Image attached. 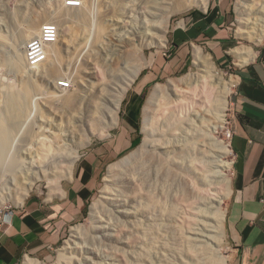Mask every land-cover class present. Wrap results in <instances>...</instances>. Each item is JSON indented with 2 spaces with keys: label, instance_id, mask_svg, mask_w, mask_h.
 <instances>
[{
  "label": "rangeland",
  "instance_id": "374dc122",
  "mask_svg": "<svg viewBox=\"0 0 264 264\" xmlns=\"http://www.w3.org/2000/svg\"><path fill=\"white\" fill-rule=\"evenodd\" d=\"M154 2L157 0H80L81 4L71 10L65 6L64 0H0V195L6 197L9 192L6 188L13 177L20 181L31 175L30 171L25 172L26 168L36 159L41 147L60 145L62 150L67 148L64 151L68 153L79 141H86L84 146L77 148V158L72 163L74 168L85 151L96 143L109 140L117 132L137 80L158 54L165 51L170 56L167 48L172 29L180 26L186 14L199 9L186 2L182 10L170 14L166 43L159 46L156 44L159 35L156 21L151 17ZM36 21L43 22V25L44 22H55L59 26V38L54 44L57 51L56 57L51 58L53 62L48 59L49 62L35 70L25 66L20 58ZM234 28L238 31L237 22ZM129 38L135 39L133 49L136 53L132 60L136 59L141 69L120 101L117 125L108 127L105 110L108 105L101 102L99 108L87 112L83 95L94 83L106 87L107 93H111L114 84L118 88L122 86L123 76L115 77L114 70L118 69L124 75L131 65L117 58V49H121ZM246 40L240 42L256 44ZM138 46H142L139 53ZM202 53L210 57L224 81L234 76L232 71L218 66L209 54ZM110 61L114 63V69H108ZM188 61L183 73L162 77L142 92L135 147L104 168L102 180L84 218L71 225L62 243L52 253L29 258L54 264L61 251L65 256L62 264H213L218 260L230 264L234 248L225 233L228 197L222 199V195L228 191L227 181L231 183L232 156L231 151L220 155L216 144L230 150L228 135L236 84L225 96L224 124L218 125V113H215L222 92L216 88L212 94L206 95V100L204 95L193 93L192 96L184 85L181 87L184 95H166L159 101L152 113L147 139L143 132V107L153 89L169 80L179 81L195 73L193 55ZM63 82L68 83L67 88H60L59 84ZM76 94L75 104L65 103L67 97H76ZM208 101L211 111L214 108L213 115L207 125L201 126L194 114L195 111L201 112ZM45 104L50 106L49 109H45ZM78 115L84 116L85 129L81 132L76 130L74 119L71 120L72 116L76 118ZM144 139L145 146L136 153ZM131 153L126 163L105 180L108 166ZM54 159H58V163L64 158L58 156ZM67 169L66 162H59L55 168L46 171L43 180L35 181L28 195L37 190L46 192L53 184L65 179ZM9 195L12 198L0 196L5 200L0 210L16 206L12 203L15 190L11 191L12 196ZM93 203L95 214L91 213ZM217 211L224 212L220 235L215 227ZM75 226L81 227V233L71 237V228ZM23 261L24 258L18 264Z\"/></svg>",
  "mask_w": 264,
  "mask_h": 264
},
{
  "label": "crops",
  "instance_id": "0c3cea01",
  "mask_svg": "<svg viewBox=\"0 0 264 264\" xmlns=\"http://www.w3.org/2000/svg\"><path fill=\"white\" fill-rule=\"evenodd\" d=\"M193 10L172 29L168 49L140 76L125 106L117 132L85 151L65 179L46 192L28 195L16 206L8 226L0 229V264H18L26 256H46L84 218L104 168L135 147L142 92L154 81L183 73L195 46L234 73L236 98L228 145L232 156L225 233L234 248L230 264H264V37L259 44L235 27L234 0H211ZM247 41V40H246Z\"/></svg>",
  "mask_w": 264,
  "mask_h": 264
},
{
  "label": "bare ground",
  "instance_id": "6f19581e",
  "mask_svg": "<svg viewBox=\"0 0 264 264\" xmlns=\"http://www.w3.org/2000/svg\"><path fill=\"white\" fill-rule=\"evenodd\" d=\"M183 1L184 0H157V2L153 3L154 5L152 4L153 9L152 8L151 9L154 12V13L152 12V15L153 14L154 15L151 17L155 18L156 26H157L156 31L159 34L158 35V41L156 43L157 45L164 46L166 43L165 34L167 31L168 19H169L170 14H173L175 12L182 10V7L185 5L186 2H188V3H186L188 5H195L198 8L205 9V10H206V6L208 3V0H185L184 2ZM65 6H66V4H65ZM174 6L177 8H174ZM67 8H69L71 10L73 9L71 7H67ZM155 10L158 11V13H155ZM57 13H59V12H57ZM235 13L237 16L236 22L238 25V31H237L238 36L241 38H245L247 40H252L256 44L261 43V41L264 37V0H237L236 6H235ZM80 17H82V19H84L83 16H80ZM43 18H44V15H43ZM37 23H40V24H38V26H37ZM37 23H36V26H34V28L32 29L34 31L31 32L30 35H28L29 36L28 39L30 37L32 38L33 36L38 35L40 33L43 22L42 23L37 22ZM44 23H47V22H44ZM39 26H41L40 29H39ZM30 27L32 28L31 25H30ZM58 28H59V26H58ZM27 41H29V40H27ZM134 42H135L134 38H129L123 42L121 49H117V51H118L117 52V58H121L123 62H125L128 65H131V66H129L127 73H125L124 75L118 69L114 70V75H116L115 77H119V74H120V76H123L122 77V86L120 88H118L116 86V84H114V88L111 91V93H107L106 87H103V86L99 85L98 83H94V84H90V87H89V89L86 90V92L84 91L85 94L83 95V101H84L83 103L85 105L84 108L87 110V112L89 111V109L96 110L97 108H99V104L101 102H103V104L105 103L108 105V107H106V109H105L107 116H108V118H107V126L108 127H114L117 125V121H118L117 113L119 110L120 101L124 95L125 90L135 80V78L137 77V75L139 74V71L141 69V65L138 62H136V59L132 60V55H134V53H136L135 49H133L134 48V44H133ZM136 49L139 53V51H141V49H142V46H138ZM56 51L57 50L54 47V44L49 45L47 47V50L44 54L43 59L41 60V62L38 65L43 66L46 61L49 62L48 59L50 60L51 58L52 59L55 58L56 57ZM21 53H22V56H21L22 58H20V60L22 59V61L25 63V49ZM192 55H193L192 64H193V67L196 69V72L193 74H189L185 78L179 79V81L169 80L166 82V84L157 85L153 89L152 95L150 96L148 102H146L145 107H143V132L145 134L146 139L149 137V134H150L149 131L151 128L150 126H151L152 113H153V110L155 109V106L159 103V101H161V99H164L166 95H167V97L168 96L179 97V95L183 94V93H181V87L184 85H186V88H188V90L191 92L192 96H194L193 93L194 94L197 93V94H200L199 96L204 95L205 96L204 99H206V100H207L206 95H210V93L212 94L216 88L218 89V91L222 92L223 95L221 94L222 97H219V98H221V100L219 103H217V109L215 108L216 109L215 113L216 112L218 113V114L216 113L218 115V125L224 124L225 119H224L223 112H224V110L226 108V104H227L225 96H227V94H229L230 89L236 84L237 79L235 77L231 76V78L228 81H224L222 78L223 75L221 74L219 69L215 68L210 57L207 55H204L200 48L196 47L194 49V53ZM52 59H51V61H52ZM116 61H117V59H116ZM112 62H114L113 59H112ZM112 62H111V64L109 63L108 69H114V67H112V65L114 63H112ZM142 65L145 66V63ZM25 66H26V64H25ZM48 69L50 70L51 68L49 67ZM116 72L118 74H116ZM180 82H181V84H180ZM27 87H29V86H27ZM25 90H27V89L25 88ZM77 97H78V95L76 97L75 96L67 97L65 100L66 101L65 103H68V104L70 103L71 105L75 104ZM185 97H186V95H185ZM196 97H198V96L196 95ZM79 100H80V98H79ZM210 101H211V98H210ZM210 101L206 102L205 106H203V108L200 109L201 112L195 111L196 113L194 114V117H195V119L200 121L201 126H203L205 124L207 125V122L209 121L210 115H213V114H211V112L214 111V108H213V111H211V103H209ZM179 103H177V104H179ZM44 107H45V109H49L50 106L45 104ZM85 109H83V111ZM16 112H17V110H16ZM90 115H92V114L90 113ZM93 115H95V114H93ZM215 117L216 116H214V119H215ZM71 120H73L75 122V125H77V127H76L77 131L81 132L85 129V128H83V125L85 123V122H83L84 116L81 117V115H78V117H76V118H73V116H72ZM206 127H208V126H206ZM68 129H70V128H68ZM210 130H212V129H210ZM206 132H207V130H206ZM58 133H60V132H58ZM71 135H73V134H71ZM146 139H144L142 141L141 146L137 149L136 153L142 151L143 146H145ZM77 142H75V143H77ZM85 142L83 143V140L79 141V143H77L76 145L73 146L74 148L72 147L73 149L71 148L72 151H68V153L71 152L69 154L66 151H64V150H68V149L65 148L64 150H62V147L60 148V145H59V147L55 146L54 144L51 146L43 147V148L41 147V149H42L41 152L38 153V155H36V159L32 160L31 164L26 168L25 172L30 171L31 175H29L28 177H23L22 180H20V181H18V180L16 181V179L13 177V179H11L10 186L6 188L9 191L6 194V197H8V194L11 195V191L14 189L15 193H16V197L13 198L14 200L12 203L16 206H21L23 204L24 199L28 196L29 192L32 190L35 181L39 178H41V180H43L44 174L46 173V171L51 170L52 168H55L56 164H58L61 161L64 162V164L66 162V164L68 165V169L66 172L68 174L71 171L72 163L77 158V148H79L80 146H84ZM216 147H217L220 155H224V154H227L230 152V150H228L225 147L222 148L218 144H216ZM158 148L161 149V147H158ZM154 149H156V150H154ZM154 149L153 150L157 152V148H154ZM181 150H183V149H181ZM156 152H154V153H156ZM131 155H132V153L130 155L124 156L118 162L112 163L110 166H108V173H107L105 180H107L117 169H120L123 166V164L126 163L127 159L129 157H131ZM58 156H60L61 159H62V157L64 159L63 160L60 159L61 161H58V163H57L58 159L55 160L54 158L58 157ZM164 161H165V159H164ZM162 163L163 162H161V164ZM18 165H19V162H18ZM167 173H169V172H167ZM13 184H16V186L15 185L13 186L14 188L12 187ZM227 185H228V191H227V193L222 195V199L229 196L230 181H227ZM1 192L3 194V189L1 190ZM0 196L2 197L3 195H0ZM6 197H4V198L6 199ZM10 198H12V197H10ZM10 198L8 197V199H10ZM3 201H5V200L0 199V205L3 204ZM94 208H95V203H93L91 205V213H93ZM93 214H95V213H93ZM214 217H215V224H216L215 227L218 229L217 231H219L218 234L220 235L223 232L224 212L217 211V212H215ZM80 230H81V227H79V226L72 227L71 228V237H73L74 235H78V233H81ZM213 237H215V236L213 235ZM216 242H215V244H216ZM62 253H64V252H61V251L59 252L57 259H56V262L54 264H62V261L65 257ZM67 261H68V259H67ZM220 261L221 260H218L217 263H213V264H224L223 260L221 262ZM211 263H212V261H211ZM23 264H44V263L26 256L24 258Z\"/></svg>",
  "mask_w": 264,
  "mask_h": 264
},
{
  "label": "built area",
  "instance_id": "2783aa9c",
  "mask_svg": "<svg viewBox=\"0 0 264 264\" xmlns=\"http://www.w3.org/2000/svg\"><path fill=\"white\" fill-rule=\"evenodd\" d=\"M66 7L80 5V0H64ZM59 38V28L55 22L45 23L40 33L31 38L25 47V63L30 69H35L44 57L47 47L56 44ZM60 88H67L68 83L59 84ZM231 133L228 135L230 137ZM16 207V206H15ZM15 207L8 206L0 210V229L9 225Z\"/></svg>",
  "mask_w": 264,
  "mask_h": 264
}]
</instances>
